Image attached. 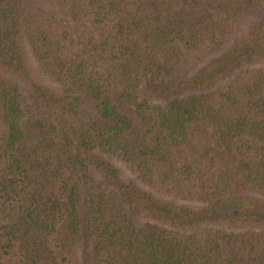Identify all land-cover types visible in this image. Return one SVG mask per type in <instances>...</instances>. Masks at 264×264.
Returning <instances> with one entry per match:
<instances>
[{
	"label": "trees",
	"instance_id": "1",
	"mask_svg": "<svg viewBox=\"0 0 264 264\" xmlns=\"http://www.w3.org/2000/svg\"><path fill=\"white\" fill-rule=\"evenodd\" d=\"M0 264H264V0H0Z\"/></svg>",
	"mask_w": 264,
	"mask_h": 264
}]
</instances>
